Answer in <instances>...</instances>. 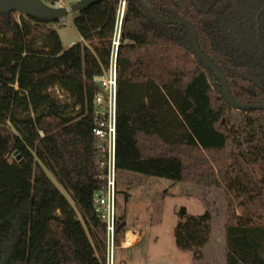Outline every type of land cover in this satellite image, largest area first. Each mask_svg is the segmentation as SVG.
<instances>
[{"label":"trees","instance_id":"trees-1","mask_svg":"<svg viewBox=\"0 0 264 264\" xmlns=\"http://www.w3.org/2000/svg\"><path fill=\"white\" fill-rule=\"evenodd\" d=\"M90 1L74 19L83 39L68 47L52 24L58 15L0 12V264L7 254L6 264H108L93 126L95 77L115 47L117 171L225 188L226 264H264V108L229 102L188 26L151 17L139 0H127L122 19L120 0ZM147 1L194 24L237 101L264 103V0ZM52 87L67 90L79 111L69 113ZM116 190L115 247L128 230L118 181ZM211 218L181 211L176 246L202 257Z\"/></svg>","mask_w":264,"mask_h":264},{"label":"rangeland","instance_id":"rangeland-1","mask_svg":"<svg viewBox=\"0 0 264 264\" xmlns=\"http://www.w3.org/2000/svg\"><path fill=\"white\" fill-rule=\"evenodd\" d=\"M70 0L69 3H73ZM19 14L44 13L58 15L51 0H25L17 7ZM35 9L36 11H33ZM78 11H71L65 24L52 23L58 29L65 47L80 40V34L74 24ZM52 93L72 114L79 111V105L69 92L61 87H52ZM46 172L56 186L66 194L68 192L60 184L53 173L45 166ZM119 182L118 206L120 212L127 210L129 223L148 225L152 228L144 242L146 251L150 254L169 252L165 256L149 259L143 253L142 264H226V222L227 193L220 186L206 185L190 181H178L172 184V178L162 174H151L139 169L120 168L117 171ZM117 188V187H116ZM117 192V190H116ZM129 198L127 199V193ZM69 195V194H68ZM211 212V237L203 248V256H197L193 250L180 248L174 243V225L180 219V212L203 213ZM162 233H158V231ZM163 242L160 243V242ZM164 241H171L168 250ZM157 243V246H156ZM142 250V248H140ZM162 250V251H160ZM116 251L112 248L108 255V264H116ZM119 264V263H118ZM121 264H126L125 259Z\"/></svg>","mask_w":264,"mask_h":264},{"label":"built area","instance_id":"built-area-1","mask_svg":"<svg viewBox=\"0 0 264 264\" xmlns=\"http://www.w3.org/2000/svg\"><path fill=\"white\" fill-rule=\"evenodd\" d=\"M55 10L59 11L58 23L65 24L68 14L73 11V4L79 0H51ZM127 0H120L119 18L125 13ZM120 31L118 32V34ZM119 39L115 40L117 46ZM117 48L115 47L108 68L95 77L99 85L94 98L95 120L93 133L96 146L100 153V165L103 172L99 175L102 179L101 187L95 193V207L107 225L108 255L110 249L114 251L116 232V187H117V120H118V70Z\"/></svg>","mask_w":264,"mask_h":264},{"label":"water","instance_id":"water-1","mask_svg":"<svg viewBox=\"0 0 264 264\" xmlns=\"http://www.w3.org/2000/svg\"><path fill=\"white\" fill-rule=\"evenodd\" d=\"M25 0H0V12L12 9L17 7L19 4L23 3ZM142 4V6L145 8V10L148 12V14L165 23H181L189 27L191 31V37H192V43L194 46V49L199 57H201L203 60L207 62V64L216 72V74L219 76L221 79L224 88H225V93L226 96L229 100V102L234 105L237 108H264V103L262 104H248V103H242L240 101H237L230 89L228 80L224 74V72L216 65V63L208 57L205 52L202 50L200 47L199 41H198V35L196 28L194 24L186 17L182 16H176V17H164L157 13L148 3L147 0H139ZM91 1L90 0H79L73 4V10L80 12L87 4H89ZM256 80V79H255ZM125 223V222H124ZM123 223V224H124ZM8 254L5 257V259L2 261L1 264H6Z\"/></svg>","mask_w":264,"mask_h":264},{"label":"crops","instance_id":"crops-1","mask_svg":"<svg viewBox=\"0 0 264 264\" xmlns=\"http://www.w3.org/2000/svg\"><path fill=\"white\" fill-rule=\"evenodd\" d=\"M33 11H36L35 9H33ZM37 14H44V13H37ZM80 34V33H79ZM83 39V37L80 35V40ZM128 224V230L127 232L124 234V236L122 237L120 244L115 247V251H116V264H121V262L125 259L126 264H142L143 261V254L145 256H148L149 259H154V258H158L161 256H165L166 254H168L169 252L165 253V252H160L161 254H150V251L152 250H148L146 251L145 247L147 245H143L144 242L146 241V238L148 236V234L150 233V229L152 228L151 226L148 225H138V224H132L129 223V220L127 219L126 221ZM129 233H132L133 238L131 240H129ZM158 233H162V231H158ZM148 243V242H147ZM152 242L148 243L150 244L152 247L153 245L151 244ZM160 243L163 244V242L161 241ZM165 245V249L168 250L169 247L171 246V241H164ZM157 246V243H156ZM142 248V250L140 249ZM162 251V250H160ZM143 253V254H140Z\"/></svg>","mask_w":264,"mask_h":264},{"label":"bare ground","instance_id":"bare-ground-1","mask_svg":"<svg viewBox=\"0 0 264 264\" xmlns=\"http://www.w3.org/2000/svg\"><path fill=\"white\" fill-rule=\"evenodd\" d=\"M133 238L132 233H129V240H131Z\"/></svg>","mask_w":264,"mask_h":264}]
</instances>
